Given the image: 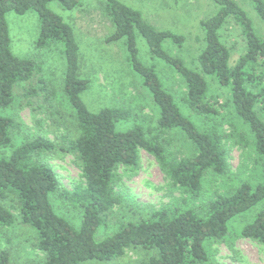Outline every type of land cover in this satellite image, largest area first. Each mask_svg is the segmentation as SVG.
<instances>
[{
  "label": "trees",
  "instance_id": "16d2710c",
  "mask_svg": "<svg viewBox=\"0 0 264 264\" xmlns=\"http://www.w3.org/2000/svg\"><path fill=\"white\" fill-rule=\"evenodd\" d=\"M213 1L219 9L200 23L204 48L197 57L199 68L194 69L164 47L165 42L182 47L184 36L158 30L141 11L120 0H106L105 10L115 27L106 41L124 40L128 60L142 77L158 110L153 130L135 125L119 131L118 124L131 118L130 111L118 107L90 110L83 99L90 81L81 75L80 46L74 27L49 8L50 3L58 2L74 10L83 0H0V112L15 105L21 89L23 105L47 111V118L60 131L54 140L37 133L14 147L21 124L0 113V148H14L10 156L0 158V225L10 227L19 220L32 227L38 234L34 246L44 255L40 263L26 264L105 262L123 259L130 251L145 254L137 264H208V245L224 241L231 221L256 207H260L259 212L240 235L264 245V181L243 182L231 194H217L200 208L176 206L128 213L124 218L135 216L136 221L122 223L112 236L96 240L98 229L123 203L117 192L122 183L121 170L138 172L142 150L156 159L173 187L195 199L202 196L206 177L225 176L230 170L228 143L251 146L235 121L229 122V132L221 128L218 120L229 108L252 134L257 162L264 168V37L240 5L248 1L264 23V0ZM30 10L40 20L37 48L48 49L57 42L64 45L62 101L43 78L41 65L12 51L6 15H24ZM231 20L242 29L246 42V51L234 66L231 51L222 41V31ZM138 35L147 42L149 55L170 65L186 85L183 102L192 114L211 125L199 128L183 113L156 68L142 63ZM209 78L229 90L230 98L223 100L212 94ZM36 101L39 104L35 107ZM175 133L193 145L194 154L177 158L171 150ZM69 154L79 163L83 178L72 190L63 186L51 165L52 160ZM51 196L81 209L79 229L57 214ZM11 259L6 250H0V264H16Z\"/></svg>",
  "mask_w": 264,
  "mask_h": 264
},
{
  "label": "rangeland",
  "instance_id": "374dc122",
  "mask_svg": "<svg viewBox=\"0 0 264 264\" xmlns=\"http://www.w3.org/2000/svg\"><path fill=\"white\" fill-rule=\"evenodd\" d=\"M120 1L141 11L144 19L158 30H170L184 36L186 41L182 47L168 42L164 43V47L174 56L182 58L189 67L199 68L197 57L204 48V30L200 23L217 13L219 7L213 0ZM240 5L253 19L258 34L264 37V23L255 14L253 6L248 1H242ZM49 8L74 27L80 46L81 75L90 81L89 89L83 94V99L90 110L98 112L106 107L127 109L131 113V118L118 124L119 131L129 130L135 125L144 126L147 131L153 130L157 126L158 110L149 90L143 86L142 77L128 60L124 40L113 43L106 41L115 30L105 10L106 0H83L82 5L74 10L65 9L60 3L52 2ZM6 19L14 54L38 62L46 83L54 90L58 101H62L66 72L63 43L57 42L48 49L37 48L40 20L34 10L24 15L9 12ZM222 41L231 51V65L234 66L239 57L245 53L246 42L242 29L233 20L223 29ZM137 46L142 63L156 68L165 87L174 95L183 113L199 128L211 125V122L209 123L205 118L193 115L185 105L183 97L186 85L173 68L149 55L147 42L142 36H137ZM209 83L212 94L220 95L223 100L230 98L229 90L221 88L210 78ZM21 93L23 91L18 89L17 99L12 108L0 112L12 116L21 124L20 130L15 134L14 147L20 145L25 138L37 133L54 140L60 131L47 118V111H35L31 107L24 106ZM38 104L36 101L35 107ZM231 120L235 121L240 131L248 137L251 146L243 148L232 142L228 143L230 170L225 176L210 174L206 177L203 194L195 199L173 187L156 159L142 150L138 172L121 170L122 183L117 188V192L123 197V203L115 207L109 221L98 229L96 240L101 241L112 236L122 223L136 221L135 216L124 218L128 213L176 206L200 208L217 194H231L243 182L252 184L263 182L264 168L257 162L249 129L235 116L231 108L224 113V118L218 121L221 123V128L229 132ZM172 138L174 145L171 150L177 158L194 154L193 145L182 134L175 133ZM13 149L0 148V158L10 156ZM51 165L54 166L61 183L67 189L72 190L75 185L82 182V171L73 155H61L58 159L52 160ZM55 197L51 196V202L57 214L67 219L74 228L79 229L83 218L81 209ZM259 210L260 207H256L236 217L230 223V232L225 240L211 242L208 245L210 254L208 264H264V245L240 235L243 227L253 221ZM37 236V232L32 227L22 225L19 220L10 227L0 225V250H6L12 262L16 264L40 263L44 255L34 246ZM141 257H145L143 252L130 251L123 259L105 262L95 260L82 264H137Z\"/></svg>",
  "mask_w": 264,
  "mask_h": 264
}]
</instances>
